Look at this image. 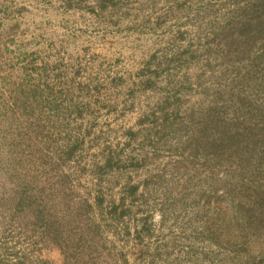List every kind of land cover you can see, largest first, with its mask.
<instances>
[{"label":"rangeland","instance_id":"374dc122","mask_svg":"<svg viewBox=\"0 0 264 264\" xmlns=\"http://www.w3.org/2000/svg\"><path fill=\"white\" fill-rule=\"evenodd\" d=\"M0 154V264H264V0H0Z\"/></svg>","mask_w":264,"mask_h":264},{"label":"trees","instance_id":"16d2710c","mask_svg":"<svg viewBox=\"0 0 264 264\" xmlns=\"http://www.w3.org/2000/svg\"><path fill=\"white\" fill-rule=\"evenodd\" d=\"M37 89L36 88H25V89H22L20 87L18 88H15V89H12V92H11V99H13V97H18V96H23V101L25 102V100H30L34 97H36V94H37ZM77 147V145L74 146V149ZM8 161H7V157L3 154H0V166L1 167H5L7 165ZM20 194L16 193L14 194L13 197L9 196L8 198H6V195L4 192L0 191V202H2L3 200H6V199H13V204H12V207H14L16 210L19 209L20 207L23 206V202L21 201L22 200V197H25V194H21V196H19ZM19 196V197H18ZM6 202V201H5ZM0 218H2L1 214H0ZM4 223L3 222H0V234L3 233V230L2 228H4ZM63 254L65 255V258L68 259V254L67 252H63ZM65 259V260H67ZM93 257L90 256V258L87 260L86 264H96L95 262H93ZM68 262V261H67ZM116 264H129V259L128 257L125 255V254H121V257L119 259L118 262H116Z\"/></svg>","mask_w":264,"mask_h":264}]
</instances>
